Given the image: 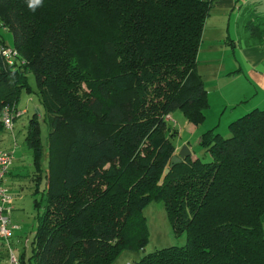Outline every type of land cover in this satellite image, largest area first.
<instances>
[{"label": "trees", "instance_id": "1", "mask_svg": "<svg viewBox=\"0 0 264 264\" xmlns=\"http://www.w3.org/2000/svg\"><path fill=\"white\" fill-rule=\"evenodd\" d=\"M211 8L210 0H42L33 11L26 0H0V135L4 107L18 112L23 93L37 97L48 125L29 264H112L143 250V210L153 201L185 244L136 264H264V109L231 122L228 137L204 132V157L170 166L177 133L165 117L198 127L209 107L196 64ZM5 49L17 53L12 65ZM24 142L39 182L37 114Z\"/></svg>", "mask_w": 264, "mask_h": 264}, {"label": "crops", "instance_id": "2", "mask_svg": "<svg viewBox=\"0 0 264 264\" xmlns=\"http://www.w3.org/2000/svg\"><path fill=\"white\" fill-rule=\"evenodd\" d=\"M210 1L212 8L204 24L196 64V71L207 91L209 107L205 111V121L202 125L195 127L187 123L180 114L175 113L170 115L171 122H169L177 133L174 142V155L185 145L191 153L189 157L191 160L204 157V151L199 146L201 135L204 132L215 129L220 134V131H223L222 129L227 130L231 122L250 111L264 109V0ZM261 30L263 33L260 35ZM16 107L21 114L13 119V137L11 135L7 136L8 133L5 131L0 135L1 150L11 151L12 143L17 148V138L14 136L15 122L17 119L27 116L28 110L26 105L23 108L17 104ZM212 109L216 110L218 120L214 119V121H217V124L213 127L204 128L202 126L207 120L206 114H211ZM223 119L224 128H221ZM27 124L23 127L25 130L24 145ZM42 146L44 148L42 159L44 174L39 182L33 173L30 151V170L27 175H23L22 166L16 165L17 162H21V158L16 159V157H13L12 165L5 178L6 184L10 179L13 186L10 194L13 198H18L13 201L10 220L19 229L14 232L9 245L18 259H23L27 264H29L28 262L32 256V241L40 215V209L34 204V199L39 196L34 195V192L37 187L40 190L45 188L46 183V143L45 146ZM37 184L38 186H36ZM23 191L31 193L32 205L37 212L35 219L29 222L30 226L23 220L25 217L18 212L20 209L18 202L22 200ZM0 264H8L5 242L1 249ZM30 264H34V262L31 261Z\"/></svg>", "mask_w": 264, "mask_h": 264}, {"label": "rangeland", "instance_id": "3", "mask_svg": "<svg viewBox=\"0 0 264 264\" xmlns=\"http://www.w3.org/2000/svg\"><path fill=\"white\" fill-rule=\"evenodd\" d=\"M4 38L6 40V44L10 46L12 44V38L11 35L7 32L3 33ZM28 82L31 87H34V78L32 74H28ZM212 98V97H210ZM30 102V103H29ZM19 107H27L28 115L23 116L21 119H17L14 126V136L17 138V148L13 146L12 143V153L13 157L16 159L21 158V162H17V166H22L24 174L27 175V172L30 170L29 165L31 161V156L29 150L26 148V146L23 144V137L25 130L23 127L26 126L29 118L36 112L38 116H40V130H41V143L45 146L46 143V134H47V122H42L41 117L43 116V110L40 107L37 97L35 95H27L25 93L22 94L19 102ZM215 112V115H214ZM179 114V113H177ZM207 120L204 124V128L208 126H215L217 124L218 117L216 115V110L212 109L211 114H206ZM214 124V125H213ZM221 128H224V119L220 126ZM211 128V127H210ZM220 131L222 137H228L229 132L228 130ZM7 136L10 135L9 133L6 134ZM11 139V137H9ZM5 187L9 191L13 190V186L11 185L10 179L8 180V183L5 182ZM15 198L12 196L13 201ZM22 200L17 201L19 203V213L21 216H24L23 220H25V223L29 225V222H32L33 219H35V215L37 212L33 208L32 205V198L31 193L29 191H23V194L21 196ZM18 199V198H17ZM38 199V198H37ZM27 205V206H26ZM42 209L39 210V213H41ZM143 216L146 219L147 229H148V241L146 246L141 251H122L118 255V257L115 259V261L112 264H136L139 262V260L148 254H151L157 250L169 248V247H181L185 244V235L183 233L181 234H175L173 232V229L168 221V218L166 216V213L163 209L162 203L153 201L149 203L143 210ZM264 229V225H263ZM28 231V228H27Z\"/></svg>", "mask_w": 264, "mask_h": 264}, {"label": "built area", "instance_id": "4", "mask_svg": "<svg viewBox=\"0 0 264 264\" xmlns=\"http://www.w3.org/2000/svg\"><path fill=\"white\" fill-rule=\"evenodd\" d=\"M2 55L5 61L12 65L17 53L11 49L2 50ZM20 112H12L10 107H4L1 114V122L5 132L9 133L12 137L13 130V118L18 117ZM165 120L171 122L170 116H166ZM13 160V154L10 151L0 149V262H1V249L3 243H6L7 249V263L8 264H20L18 257L14 254L11 246L9 245L10 239L13 234L19 228L11 223L10 216L13 210L12 195L5 187V178L11 167Z\"/></svg>", "mask_w": 264, "mask_h": 264}, {"label": "water", "instance_id": "5", "mask_svg": "<svg viewBox=\"0 0 264 264\" xmlns=\"http://www.w3.org/2000/svg\"><path fill=\"white\" fill-rule=\"evenodd\" d=\"M190 155L191 153L188 147L184 145L176 155H173L171 157L170 166H174V165L182 163L185 159L189 158ZM168 172H169V168L165 169L163 173L164 176L167 175Z\"/></svg>", "mask_w": 264, "mask_h": 264}, {"label": "clouds", "instance_id": "6", "mask_svg": "<svg viewBox=\"0 0 264 264\" xmlns=\"http://www.w3.org/2000/svg\"><path fill=\"white\" fill-rule=\"evenodd\" d=\"M27 7L33 11L42 3V0H26Z\"/></svg>", "mask_w": 264, "mask_h": 264}]
</instances>
